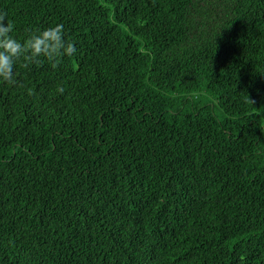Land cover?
<instances>
[{
	"label": "trees",
	"instance_id": "trees-1",
	"mask_svg": "<svg viewBox=\"0 0 264 264\" xmlns=\"http://www.w3.org/2000/svg\"><path fill=\"white\" fill-rule=\"evenodd\" d=\"M0 12L77 49L0 80V264H264V0Z\"/></svg>",
	"mask_w": 264,
	"mask_h": 264
},
{
	"label": "clouds",
	"instance_id": "clouds-1",
	"mask_svg": "<svg viewBox=\"0 0 264 264\" xmlns=\"http://www.w3.org/2000/svg\"><path fill=\"white\" fill-rule=\"evenodd\" d=\"M6 16L7 13L0 12V80L16 83L15 68L20 58L32 62L43 55L58 63L63 56L76 53L75 43L65 38L63 24L37 29L21 40L12 34L14 26L10 21L5 22Z\"/></svg>",
	"mask_w": 264,
	"mask_h": 264
}]
</instances>
